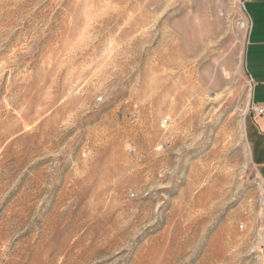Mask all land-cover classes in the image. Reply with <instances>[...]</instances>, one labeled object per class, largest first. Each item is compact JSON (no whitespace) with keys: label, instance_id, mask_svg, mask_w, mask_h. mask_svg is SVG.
I'll return each mask as SVG.
<instances>
[{"label":"rangeland","instance_id":"obj_1","mask_svg":"<svg viewBox=\"0 0 264 264\" xmlns=\"http://www.w3.org/2000/svg\"><path fill=\"white\" fill-rule=\"evenodd\" d=\"M248 26L243 0H0V264H260Z\"/></svg>","mask_w":264,"mask_h":264},{"label":"crops","instance_id":"obj_2","mask_svg":"<svg viewBox=\"0 0 264 264\" xmlns=\"http://www.w3.org/2000/svg\"><path fill=\"white\" fill-rule=\"evenodd\" d=\"M249 22L244 52L250 104L264 106V0H243ZM246 148L264 191V113L254 116L249 110L244 127ZM260 264H264V222L261 234Z\"/></svg>","mask_w":264,"mask_h":264},{"label":"built area","instance_id":"obj_3","mask_svg":"<svg viewBox=\"0 0 264 264\" xmlns=\"http://www.w3.org/2000/svg\"><path fill=\"white\" fill-rule=\"evenodd\" d=\"M249 110L252 112L254 116H258L259 114L264 113V106L251 104ZM164 123L166 122L164 121Z\"/></svg>","mask_w":264,"mask_h":264}]
</instances>
